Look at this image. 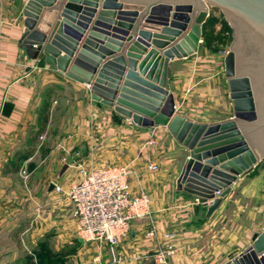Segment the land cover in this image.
I'll list each match as a JSON object with an SVG mask.
<instances>
[{"label":"crops","instance_id":"1","mask_svg":"<svg viewBox=\"0 0 264 264\" xmlns=\"http://www.w3.org/2000/svg\"><path fill=\"white\" fill-rule=\"evenodd\" d=\"M25 2L0 0V264H26L27 260L33 264H156L153 255L167 242L166 232H175L176 237L170 241L174 249L165 264H225L236 257L244 248L219 256L215 235L213 241L207 237L227 196L255 175L258 166L233 183L206 217V205L176 189L175 180L188 152L166 126L136 125L93 99L87 85L43 58L28 57L20 42ZM200 39L198 51L169 61L168 86L178 114L211 124L231 118L233 109L221 55L203 45L202 28ZM124 44L125 50L129 42ZM50 87L53 94L58 88L65 96L66 91H71L70 97L83 93L89 102L85 113L63 125L48 122L45 131L34 137L39 107ZM55 130L62 133L57 135ZM150 138L156 143L145 145ZM28 148L31 154L23 157ZM63 158L90 167L128 165L130 192H147L150 214L130 222L129 236L120 244L119 262H111L105 247L77 236L68 198L49 190L51 182L66 188L77 179L74 167ZM152 163L157 165L154 170L149 168ZM152 227L155 234L149 236Z\"/></svg>","mask_w":264,"mask_h":264},{"label":"water","instance_id":"2","mask_svg":"<svg viewBox=\"0 0 264 264\" xmlns=\"http://www.w3.org/2000/svg\"><path fill=\"white\" fill-rule=\"evenodd\" d=\"M210 9L234 33L224 57L233 115L208 124L176 112L168 64L202 47ZM22 13L29 58L87 85L93 99L136 125L168 128L188 152L176 189L206 205V217L264 161V0H26ZM262 226L225 264H264V212Z\"/></svg>","mask_w":264,"mask_h":264},{"label":"built area","instance_id":"3","mask_svg":"<svg viewBox=\"0 0 264 264\" xmlns=\"http://www.w3.org/2000/svg\"><path fill=\"white\" fill-rule=\"evenodd\" d=\"M155 143V140L150 138L145 145L152 146ZM66 163L77 171V179H73L66 188L54 182L53 191L68 198L71 214L76 221L77 236L83 241L105 247L111 262H119L120 244L129 236L130 222L150 214L147 192H130L128 176L131 170L128 165L104 164L90 167ZM149 168L154 170L157 165L152 163ZM215 195L218 196L219 191H216ZM210 202L208 200L207 204ZM154 234L155 229L152 227L147 235ZM163 237L167 242L153 255L156 264H165L167 255L174 249L170 241L176 237V233L166 232Z\"/></svg>","mask_w":264,"mask_h":264},{"label":"rangeland","instance_id":"4","mask_svg":"<svg viewBox=\"0 0 264 264\" xmlns=\"http://www.w3.org/2000/svg\"><path fill=\"white\" fill-rule=\"evenodd\" d=\"M210 10L212 18L210 29L217 34L214 44L219 48L215 52L220 53L224 62L225 55L233 45V29L218 9ZM64 92L63 89L61 91L58 88L48 99L50 107L48 122L51 124H67L75 115L86 111L89 96L83 93H73L74 96L70 97L71 91H66L67 96L64 95ZM53 133L59 135L62 131L55 130ZM74 174L77 177L76 170ZM227 197L229 198L225 206L210 229L212 234L209 235L210 238L207 237L210 241L214 239V248L218 251L217 255L219 256H229L236 251L245 249L250 243L251 235L263 230L264 161L258 165L255 175L249 176L233 194ZM213 235L215 237L212 239ZM207 239H203V241L206 242ZM26 264H32V261L27 260Z\"/></svg>","mask_w":264,"mask_h":264},{"label":"trees","instance_id":"5","mask_svg":"<svg viewBox=\"0 0 264 264\" xmlns=\"http://www.w3.org/2000/svg\"><path fill=\"white\" fill-rule=\"evenodd\" d=\"M211 15V14H210ZM212 18L209 16L206 20V22L202 26V38H203V45L210 51H217L219 48L214 44V40H216V32L214 30L210 29ZM53 95V89L52 87L48 88L46 91V95L43 98L41 105L39 107L38 112V128L34 133V137H38L41 135L48 124V118H49V102L48 99ZM32 150L31 148H28L25 153L22 155L23 157H27L29 154H31ZM33 264V262H32Z\"/></svg>","mask_w":264,"mask_h":264}]
</instances>
